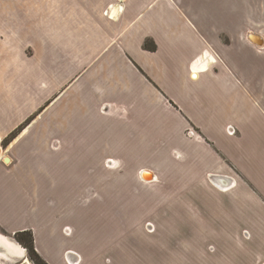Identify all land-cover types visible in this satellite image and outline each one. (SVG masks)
<instances>
[{"label": "crops", "instance_id": "obj_1", "mask_svg": "<svg viewBox=\"0 0 264 264\" xmlns=\"http://www.w3.org/2000/svg\"><path fill=\"white\" fill-rule=\"evenodd\" d=\"M25 231L47 264H264V0H0V264Z\"/></svg>", "mask_w": 264, "mask_h": 264}, {"label": "trees", "instance_id": "obj_2", "mask_svg": "<svg viewBox=\"0 0 264 264\" xmlns=\"http://www.w3.org/2000/svg\"><path fill=\"white\" fill-rule=\"evenodd\" d=\"M146 46V45H145ZM28 123V121H26L24 123V125H22L21 127H19V129H17L15 132H13L7 139H5L4 143L10 142L15 136L16 134L22 130V128L24 126H26ZM14 239L16 240V242L26 250L27 255L29 257V260L33 263V264H47L34 250L33 247V236L32 233L29 231H25V232H19L16 233L14 235Z\"/></svg>", "mask_w": 264, "mask_h": 264}, {"label": "water", "instance_id": "obj_3", "mask_svg": "<svg viewBox=\"0 0 264 264\" xmlns=\"http://www.w3.org/2000/svg\"><path fill=\"white\" fill-rule=\"evenodd\" d=\"M249 40L259 47L263 46V40L261 38H259L258 36L251 35L249 37ZM7 161H8V159L6 158L5 162H7Z\"/></svg>", "mask_w": 264, "mask_h": 264}, {"label": "built area", "instance_id": "obj_4", "mask_svg": "<svg viewBox=\"0 0 264 264\" xmlns=\"http://www.w3.org/2000/svg\"><path fill=\"white\" fill-rule=\"evenodd\" d=\"M231 133H233V131H231Z\"/></svg>", "mask_w": 264, "mask_h": 264}, {"label": "rangeland", "instance_id": "obj_5", "mask_svg": "<svg viewBox=\"0 0 264 264\" xmlns=\"http://www.w3.org/2000/svg\"><path fill=\"white\" fill-rule=\"evenodd\" d=\"M55 239V238H54ZM29 258V257H28Z\"/></svg>", "mask_w": 264, "mask_h": 264}]
</instances>
